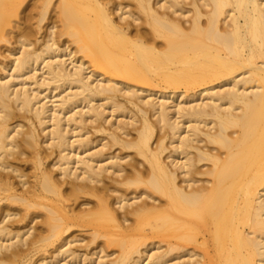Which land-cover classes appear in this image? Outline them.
Here are the masks:
<instances>
[{
    "label": "bare ground",
    "instance_id": "obj_1",
    "mask_svg": "<svg viewBox=\"0 0 264 264\" xmlns=\"http://www.w3.org/2000/svg\"><path fill=\"white\" fill-rule=\"evenodd\" d=\"M37 1L31 7L40 8L41 22L52 0ZM117 1L57 0L54 8L62 26L60 33L71 38L75 49L55 45L52 24L38 52L27 48L31 46L29 38L17 39L18 55L12 58V72L8 78L0 76V169H19L6 156L22 143L35 148L39 135L36 126L45 132L43 142L58 151L55 161L50 162L57 173L49 168L41 170L26 193L0 192V202L9 199V204L23 203L28 209L41 205L46 210V232L36 237L39 229L30 234L35 226H28V222L14 231L7 228L8 224L0 225V264H8L3 260L6 250L11 248V256L6 255L13 258L24 245L45 249L59 240L56 255L65 254L68 250L64 247L72 240L63 234L72 225L90 228L92 241L103 237L107 246H117L119 253L113 264H141L144 254V264H167V256L173 251L179 254L172 264H264V0H133V11ZM27 2L0 0V43L7 42L13 29L11 21ZM140 14L143 27L132 30L131 23L120 22L126 18L136 21ZM77 53L80 58L75 57ZM41 63L44 70L40 82L35 73ZM23 75L16 87L14 81ZM26 80L34 84L33 88L25 85ZM52 81L73 84L76 89L48 104L42 101L47 95L41 100L42 90L38 88ZM158 84L173 91L141 97L144 86ZM176 89L183 90L176 94ZM121 90L150 107L156 117L154 123L149 122L144 107L134 103L140 112L134 139L125 141L119 135L126 124L122 120L117 121L116 131L110 132L112 144L134 148L147 162L146 172L135 170L130 176L120 174L123 170L118 156L99 159L102 145L93 152L83 147L81 152L76 150L89 140L77 139L81 134L71 140L68 131L71 124L79 127L88 117L94 121L104 115V110L91 104L96 97L107 101L102 105L126 111L114 100ZM192 90L195 92L188 93ZM80 95L81 100L87 99V110L71 113L67 109ZM15 111L33 115L29 118L32 128L23 131L25 135L19 133ZM133 115L132 121L139 120L137 116L133 120ZM32 119L38 125H33ZM155 126L166 128L174 138L170 137L168 161L161 156L164 138L159 135L152 147ZM16 133L25 136L18 138L21 143L15 141ZM33 163L41 166L39 152L34 153ZM205 163L208 168L200 169ZM104 173L122 176L120 184H136L141 189L128 198V194L119 193L111 199L108 190L117 192V187L103 184ZM15 174L23 177L22 173ZM196 174L207 177L201 179ZM25 183L21 181V185ZM65 183L69 186L63 187ZM10 185L0 176V190L10 191L14 188ZM84 194L94 197L92 204L81 202L86 207L79 204L80 214H73L70 201ZM156 194L163 201L149 204L140 199L155 200ZM117 208L124 214L119 215ZM10 210L0 206V224L16 215ZM130 216L132 223L125 224ZM153 238L165 243L163 251L157 252L160 247L154 241L147 242ZM151 244L156 252L148 248ZM45 263L42 259L36 264Z\"/></svg>",
    "mask_w": 264,
    "mask_h": 264
},
{
    "label": "rangeland",
    "instance_id": "obj_2",
    "mask_svg": "<svg viewBox=\"0 0 264 264\" xmlns=\"http://www.w3.org/2000/svg\"><path fill=\"white\" fill-rule=\"evenodd\" d=\"M35 1H36V3H35ZM114 1H116V0H114ZM120 1H122V3ZM120 1L118 0L117 2H120L121 4H124L127 7L126 9H131L132 11L134 10L135 6L133 5L134 4L133 0H120ZM56 2H57V0H52L51 4H50V6H49V8L47 10V13L45 15V18L41 22L39 21L40 20V12H41L40 8H36V7L32 8L31 7V5H33V4H38L39 1H37V0H28L27 6H24V4H26V3H24L23 6H21V8L19 9L18 16L14 17L12 19L11 23H10L11 26L13 27V29L11 30V32L8 35L7 42L0 43V76L7 75L6 77L8 78V76L12 72V65H11L12 58L14 57V55H18V51H17L18 50V47H17L18 43L16 42L17 39L22 40L23 38L24 39L25 38H27V39L29 38L30 39L29 41L31 42V44H30L31 46L29 45L30 47H27V48H30V49H33V50L37 51V50L40 49V47L42 48L43 45L45 44V41L48 39V35L47 34H49L50 30L51 31L53 30L52 31V35H53V37H52L53 39L52 40H54L56 46L59 45V49L63 48L62 45L69 46L68 49H71V50L75 49L76 45L71 42V40H70L71 38H69L68 35H66V34L63 35V33H62V35H61V33H60L61 32L60 27L62 28V26H60V21L58 20V17H57L58 14H57V12H56V10L54 8V4ZM116 14L114 15V17L116 19H118V17H116L117 16ZM140 16L141 17L138 20H136V21H132L131 18H126V19L120 20V22L121 23H125V24H126V22L127 23L128 22L131 23L130 24V28L132 30H134L135 27H143L144 26V23L142 22V15L140 14ZM52 24H53L54 28L48 30V28ZM54 24H55V26H54ZM79 56L81 57L80 53L75 54L76 58L77 57L80 58ZM65 58H67V56ZM85 60L86 59L84 58L83 61H85ZM66 62H69V61L67 60ZM85 62H87V61H85ZM3 64H4L5 68L4 67L1 68ZM66 64H67L68 68L71 67V64H68V63H66ZM38 65L36 67L37 68V70H36L37 72L35 73L37 76L36 75L35 76H36L37 79L41 78V79H38V81L41 82V80H42V77H41L42 73L41 72L44 69L43 70L41 69L43 67L42 63L38 64ZM1 69H2V71L4 70V72H2ZM87 71H85V72L87 73ZM23 78H24V75H23V77L21 79H16L14 81L15 84H16V87H17V85H19L21 80H23ZM26 82H27V84H25V85H27V87L33 88L34 84L28 83L29 80H26ZM45 82H47V80ZM62 83L63 82H59V84H60L59 85L58 82L54 83L52 81V83L48 82L47 85L43 84L42 86H40L38 89L40 91L42 90L40 92L41 100L43 99L42 96H45V94H46L47 98H44L42 101L43 102L44 101H47V102L49 101L48 104H50V100L51 101H56V100H58L60 98L59 96H62L63 94H64L63 96H66V95H68L70 93V91L72 89H74V90L76 89L75 87H73V86H75L73 84H71L72 86H70V85H67L66 82H64L65 84L64 83L62 84ZM56 85H58V86H56ZM66 86H68V87H66ZM35 87H37V86H35ZM49 87H50L51 90L49 89ZM68 88H69V90H68ZM179 90L181 91L183 89H176V90H174V92H176V94H177L179 92ZM195 90L188 91V93H194ZM48 91H49V93H48ZM170 91H173V89L166 88V87H164V85L158 84V85H155V86H144L142 88V91L140 92V95L143 98H146L149 95H151V97H157L159 92H170ZM59 92H61V93H59ZM67 92H69V93H67ZM72 92H73V90H72ZM115 94H116V96L114 97V100L116 102H119L120 104H123L125 106L124 108L126 109V111L122 110L124 113L121 111V109L116 110V107H113L115 110H113V112H112L111 110L113 108L111 106H109V104L108 105L107 104L102 105V103L104 104V103L107 102L105 99H101V98L98 97L99 98V100H98V98L96 97V98L93 99L94 101L92 102V100H91L90 103L92 102L91 103L92 105L96 104L97 105V106L95 105L96 107H98L99 109H102V111L104 110V112H102L104 115H101L96 120L91 121L89 119V117L86 118L88 116V114H86L85 115L86 116L85 117L86 118L85 122L82 123V124H79V127L76 124H74V125H76V127L73 124L68 126V128H69L68 129L69 137L71 136L70 139L72 140V139L77 138L78 135L81 134V136L79 135L80 138L78 137L77 139H81V137H82V138H85V139L87 138L85 141L89 140L88 142H86V144H85L86 146L85 145H81V147L79 146V149H76L79 152L82 151V147H83V150H86V152H87L88 148H89L90 152L91 151L93 152V150L94 151L97 150L96 149L97 147L101 148V145H102V149H101L102 151H100V149L98 148V150L101 153V156L99 157V159H102V161L108 155L109 156L110 155L113 156V154H114V156H118L119 160H118V157H117L116 159L118 161L117 160L116 161L118 162L120 168H122V170H123V171H121L122 173L120 172V174L122 176H130L132 174L130 172L131 171H135V170L145 171L146 172L147 162L144 160V158L141 157L140 155H138L134 148H125V147H122V146H120L118 144H112L111 143L110 132L111 131H116L114 127L116 126L117 121L118 120H122V121H125L126 124H124V128H123L124 131L123 130H122V132L119 131V135H121V138L123 140H125V141H129V140L132 141L134 139L135 134H136V128L140 124V112L133 105L134 103H138V105L140 107H144L143 109H145L146 112H147L146 116H147V119L149 120V122L154 123L156 117H155V115H153V111H152V109L150 107L145 106V105L143 106V104L140 103V101L137 100L134 96L125 95L122 92V90L121 91H117ZM176 94H174V95H176ZM76 96L78 97V95H76ZM81 96L82 95L79 96L80 100L78 98L75 99V97H74L75 101L73 102V104L70 105L72 107H70V108L68 107L67 110H69L71 113H72V111L74 112L77 109L78 110L81 109L82 111L84 110L83 112H85L87 110V103H86L87 99L86 100H81ZM96 99H97V101H96ZM78 102H80V103H78ZM90 103H89V105H91ZM76 104H77V106H76ZM74 105L76 106V108H75ZM106 105H107V107H105ZM71 109H73V110H71ZM121 112H122V114H121ZM15 113H16V115H18V117L16 116L17 117V120H16L17 122L16 123L20 124L19 131H21V132H19V133H22L23 131L25 132L29 127L32 128L31 124H30L31 123L30 119L33 116V115H31L32 113L23 112L21 114V113H18L16 111H15ZM133 114H135V115H133ZM132 115H133V118H132L133 120L136 118V116L139 118V120L132 121L131 117H130ZM19 116H20V118H19ZM173 117H174V115H173ZM126 120H127V122H126ZM32 121H33V125H35V126L38 125V124H36L35 119H32ZM72 126H73V128H71ZM77 127L80 130H77L78 129ZM37 128L40 129V126H36L35 127L36 133L39 134L38 135V145H36L35 148H33L31 146H28L27 144H24V145H27V146H24L23 143H22L21 145L19 144V145L16 146V148L12 149V154H10L9 156H6V159L9 160V161L8 160H6V161L10 162V160H11L10 164L13 163L12 166L13 165L15 167L18 166V168L22 169V170L19 171V169H18L17 171L10 172L9 170H11V169H9V168L2 169V170L0 169L1 172H2V173L0 172V174H1L0 176H3V179L7 180L8 182H10L12 187H14L10 191H8V190L7 191H2V189H1L0 192L4 193V195H8L9 192H15V193H19V194H21L22 192L26 193L25 189H27V188L28 189H32L31 185H33V182H35L36 176L39 175L41 170H45V169L48 170V168H49L50 169L49 171L54 172L53 174L58 172V169L55 166L50 165L52 162L55 161L56 154H58V151H57V149L54 146L48 145L47 142H46L47 144L45 142H43L42 138L43 139L46 138L45 132L42 133ZM37 131H39V132H37ZM70 131H71V133H70ZM73 131H76V132L78 131L77 133L74 132L75 136L73 134ZM24 132L22 134L25 135L27 132L26 133H24ZM120 132H121V134H120ZM168 132L169 131L166 128L159 129L158 127L155 126L154 132H153V135H152V138H151L152 147H154L156 145V142H157V139H158L159 135L162 138H164L163 139V145L165 146V150L162 152L161 156L165 159V161H168L166 156L170 153V150H172L170 137L172 138V140L174 139L172 137V135H170V133H168ZM22 134H17V133L15 134V138H16L15 141L16 142L19 143L21 141L19 139L20 138L22 139V137H25V136H22ZM91 143H92V145H91ZM105 143H107V144H105ZM76 144H77V142H76ZM87 144H89V147H88ZM103 144L105 146H103ZM197 144L201 146L204 143L203 142H198ZM90 146H91L92 149L90 148ZM84 147H85V149H84ZM80 148H81V151H80ZM20 152L22 154H20ZM35 152H39V154L42 156V164H41L40 167H37V166L33 165L34 164L33 162H34V153ZM102 161H101V163H102ZM208 165H209L208 163H205L204 165H202L199 168L202 169V170H205L206 168H208ZM15 172L17 174L18 173H22L23 177L20 176V178H19V176H17L15 174ZM122 176H117V175L111 174V173H104L103 174V179H104L103 184L110 185L112 188L115 187V186L117 187V192H111V191L108 190L109 194L112 195L110 197L111 199H112V197H115V195L116 196H117V194L119 195V193H121V194L125 193L124 195L128 194L127 195V198H128V197H130L132 195V192H133V194H135L136 192H138L141 189V186L140 185L138 186L136 184H131V185L120 184L118 181H120L122 179ZM196 176L198 178H201V179H205L207 177L204 174H196ZM63 178H64V181L72 180V178H70V177H66V178L65 177H61V180ZM23 180L26 183L21 185V181H23ZM64 186H69V185H68V183H65V185H63V187ZM28 195H30V194H28ZM155 197H156L155 200L147 198L145 196L141 197L140 199H145L149 204L150 203L157 204V203H159L162 200V198L158 194H156ZM35 198H36L37 201L42 200L39 197H35ZM140 199H137V200L139 201ZM85 200L89 202V205H91L92 201L94 200V197L89 196L87 194H84V195L79 196L77 199H75V200L73 199L72 201H70V204H71L70 207H71V209H73V212H72L73 214H78V215L80 214V212L78 213V209H79L80 205H81V207H83L82 205H84V204H82L81 202H83ZM9 203H10L9 199H3L0 202V204H1L0 206L1 207H5V209L10 208L12 210V211L11 210L10 211L15 213L16 215L12 214L11 216H9V218L6 219V221H4L5 223L3 222V223L0 224L1 226H5V227L9 226L7 228L12 229L14 231V230H17L19 228L21 229V227L23 225H26V223L28 222V223H30L28 226H35V227H33L30 230V232L33 231V230H36V229L40 230L41 227H42L41 230H44V231H41V232L39 230H36V231H38V233L34 234L35 237L38 236L39 234L42 235V234H44L46 232L45 229H44L45 227L43 225V220H44V217H45V214H46V210H45L44 207H42L41 205H34L32 207H29V209H28V208H26L25 204H23V203H19V202H13L11 204H9ZM89 205H87V206H89ZM84 207H86V204L84 205ZM115 207H117V205H115ZM117 210H118V214L119 215H123L124 212H125L121 208H119V209L117 208ZM32 217H33V219H32V221H30V219H28V218H32ZM132 221H133V217L130 216L128 218V221L125 222V224H130V223H132ZM23 222L25 224L21 225V223H23ZM6 224H8V225L6 226ZM13 225H14V228H16V229L13 228ZM34 228H36V229H34ZM87 228L88 227L72 225L67 230V232H65L63 234V237L68 236V238L72 240L71 241L72 243H70L69 246L66 245L64 247V249L68 250V252H66L65 254L63 253V254L56 255L57 254L56 246L59 243V240H57L56 242H54L52 244V246L49 245V246H47V248L45 247V249L43 248V249L35 250V249L31 248V247L30 248L27 247V245H24V246H22L20 248L21 250L19 251L17 256H15L16 258L14 256H13V258L9 257V256H11V254H10L11 253V248H9L10 250H6L5 252L7 254H10V255L7 256L6 253H5V258L3 260L5 261V263H8V264H36L39 260H42V259H44L46 261L45 264H61V262H63V261L67 262L66 264H68V263L69 264H71V263L72 264H113V261L118 256L119 248L117 246H115V245L107 246L105 244V238H103V237H98L97 239L92 241L91 231H90L91 229L90 228L87 229ZM23 230H24V228H23ZM23 230H21V231H23ZM33 232H35V231H33ZM30 234H32V232ZM31 238H33V237L31 236ZM29 239H30V237H29ZM29 239L27 238V241ZM30 240H32V239H30ZM152 241H154V245L156 247H160V249L158 248L157 252L158 251L161 252V251H163L165 249V247H166L165 243L162 242L159 238H153V239H148L147 240V242H152ZM154 245L151 244L150 245L151 247L148 246V248L151 250V252H154L155 249H156V248L154 249V247H155ZM150 250L148 251V253H150ZM66 254H69V255H66ZM143 254H144V252H143ZM177 254H179V252H177V251H173V252L169 253L167 257H168L170 262H168L167 264H170V263L172 264L173 262H175ZM54 255H55V257H54ZM144 255L141 257L142 258V263L141 264H144L147 261V259L144 260V257H145Z\"/></svg>",
    "mask_w": 264,
    "mask_h": 264
}]
</instances>
